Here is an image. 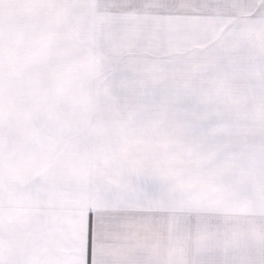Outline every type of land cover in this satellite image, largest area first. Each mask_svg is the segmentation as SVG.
<instances>
[{"label": "snow or ice", "instance_id": "snow-or-ice-1", "mask_svg": "<svg viewBox=\"0 0 264 264\" xmlns=\"http://www.w3.org/2000/svg\"><path fill=\"white\" fill-rule=\"evenodd\" d=\"M0 264H264V0H0Z\"/></svg>", "mask_w": 264, "mask_h": 264}]
</instances>
